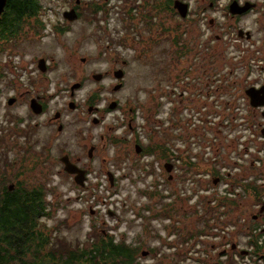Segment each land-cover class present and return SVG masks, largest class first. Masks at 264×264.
Segmentation results:
<instances>
[{"label":"rangeland","instance_id":"rangeland-1","mask_svg":"<svg viewBox=\"0 0 264 264\" xmlns=\"http://www.w3.org/2000/svg\"><path fill=\"white\" fill-rule=\"evenodd\" d=\"M126 1L130 2V10L138 8V10L146 11L150 10L149 5L152 2V0H80V4L77 6L83 12L89 11L90 4L97 3L102 7L94 19V24L101 27L100 31L97 32L96 27H91L92 32L95 30L94 34L100 38L97 42L93 38H88L89 33L86 26L89 22L87 24V17L84 18L85 13L83 14V21L67 23L69 26L70 23L73 24V28L69 32L63 34L64 29L58 27L63 25L62 13L75 5V0H40L38 15L30 18V26L23 27L22 33L16 41L17 44L13 46L14 41L9 42L6 44L7 49L5 51L0 50V120L3 114L10 113V111L21 117L28 108L23 101L13 108L3 106L4 100L11 94H20L23 97L24 95L40 94L48 104L49 111L63 109L65 114L63 120L73 119L72 112L68 108V103L72 98L70 96L71 86L81 83V88L74 90L73 95L74 101L82 104L97 88H106L111 81V78L108 77L99 84L95 83L96 81L91 79V73L108 71L109 75L112 76L110 70L116 65L117 67L120 66L121 59L128 63L127 79L124 89L115 94L114 97L120 101L125 100L124 103L131 101L125 106V109L128 111L130 108L132 110L130 112L132 117L137 108L145 112L152 110L155 115L166 117L167 111L165 109L168 108L166 103L170 100L177 99L174 107L177 109L184 108L180 115L172 114L168 123L164 125L172 129L170 132L166 129V139L164 138L165 142L163 141L166 150L167 144L175 143L169 141V137L172 138L173 136V131L181 134L184 139L191 135L185 130L188 121V109L186 108L191 102H196L200 107L209 101L218 106V112L222 115L229 113L237 99V90L242 88L241 85L249 87L253 82V78L247 74L249 65L253 61L264 60L260 53L249 52L251 46L258 47L260 44L254 38L252 39L253 42L238 40L244 46L243 49L234 43L236 39L233 37H228L229 40H221L220 42L207 40V44L204 45L206 46V60H201V62L200 60H178L173 63L172 71L166 75V69L163 65L151 64L150 60H128L135 53L136 48L132 44V40L135 39L136 30L123 31L121 26L126 19L122 9ZM186 1L195 4L197 0ZM210 13H206L207 19L213 15ZM132 14H137V11H132ZM105 18L107 19L105 20ZM38 21L43 26L39 30L35 24ZM129 23L140 24L136 20ZM206 29L208 32L207 24ZM216 31L217 28H214L213 32ZM123 38H127L126 43H122ZM231 46L234 48L232 51ZM40 58L46 61L47 69L44 73H41L37 68V61ZM81 58L84 59V62H81ZM137 61L142 63L139 65ZM200 65L206 68V72H209L210 80L217 77L221 80L223 89L210 88L203 82L201 72L197 71ZM187 81L188 85H186ZM235 83H238L235 86L237 90H230L225 87V85L232 86ZM163 86L178 87L186 89L187 92L190 90V92L185 97V101H182L178 99L182 96L180 90L171 93V89H165L167 93L163 98L164 102L160 103V94L157 91L152 92ZM200 90L202 91L200 92ZM95 93L99 95L101 100L97 106H102L107 91L99 90ZM149 117L152 118L150 115ZM109 118L108 121H111V115ZM41 119L35 120L38 122V126L42 122ZM123 123L127 129L128 121L123 120ZM16 126H21V123ZM29 128L31 138L28 140V149L26 145H17L23 144L21 142L24 140L23 137L19 136L15 137L18 141L16 145L0 144V151L4 150L5 147L7 148L6 158H3L2 155L0 169L7 171L6 186L15 185L17 182L27 188L37 183L45 185L49 193L47 199L54 204L57 202L58 205L56 204L57 207L53 211V217L45 219L43 222L50 227L59 228L68 240L84 241L88 237L87 234L91 231L92 225H94L96 234L107 231L108 235H112L116 240L124 238L126 243L139 244L137 258L143 264H174L172 255L166 252L169 244L167 236L175 232L182 238L197 232L200 227L204 226V224L200 225L198 203L192 205L186 199L187 196L182 195L183 191L181 190L184 187L186 177L177 179L173 176L172 186H168L165 190L173 191L175 186L177 191L175 195L171 196L173 201L166 203L163 199L160 205L157 204H159V199L162 196L165 197L163 193L156 196H150L146 193L145 198L139 192V189H143L140 188L142 184L133 181L131 184L124 181L125 187L116 193L110 191L109 198L105 194H100L98 190L94 191V188L76 189L72 186L71 180L62 172L61 164L55 153L50 152L47 147L42 148L43 142L40 138L45 134L46 129L40 128L36 132L33 123L29 125ZM163 129L165 128L159 127L158 130L163 131ZM232 129L233 127H230V130ZM198 134L204 135L206 140H212L214 145L221 144V140L215 139L214 134L210 131L201 129ZM139 135L141 138L145 137L144 133H139ZM36 139H38L37 142H35ZM176 140L177 138H175ZM224 148L225 144L222 143L221 151ZM180 157L182 158V167L201 165V161L197 159L191 163L192 150L182 152ZM4 159L8 161L10 168L2 166ZM91 170L92 179L93 173H96L98 180L104 179V172L102 171L105 168L101 169L96 164H92ZM89 184H92V181H89ZM156 188L161 191L164 190L165 183H158ZM111 202L114 203V208L111 210L114 211L112 217L107 211ZM245 208L242 211L245 214H250L251 207L248 205ZM140 252L147 254L142 256ZM205 264H210V262L205 261Z\"/></svg>","mask_w":264,"mask_h":264},{"label":"flooded vegetation","instance_id":"flooded-vegetation-1","mask_svg":"<svg viewBox=\"0 0 264 264\" xmlns=\"http://www.w3.org/2000/svg\"><path fill=\"white\" fill-rule=\"evenodd\" d=\"M174 1L187 5L186 15H182L180 11L174 8ZM78 6L73 5L68 9L74 8L77 13V18L72 22L83 21V14L86 13L87 24L89 22L86 26L89 33L88 38H93L98 42L100 38L94 33L100 31L101 27L94 24L95 20L90 11L83 12ZM149 6V11L138 10V8L131 10L122 8L126 17L123 25H121L123 31L136 30L135 39L132 40V44L136 48L135 53L128 60H150L151 64L163 65L166 69H164L165 74L168 75L169 71H172L173 63L178 60H200V62L206 60V46L204 45L207 44V40L220 42L221 40H229L228 37L235 38L234 41L244 40L246 42H253L252 39L254 38L260 44L255 49L260 52L264 59V0H197L195 4L186 0H152ZM132 11H137V14H132ZM208 12L213 15L207 19L206 13ZM134 17L136 18L134 19ZM62 18L65 22L62 21L63 25L58 27L64 29L63 34H65L73 28V24L70 23L69 26L67 23L70 21ZM134 20L140 24L129 23ZM206 24L209 27L208 32ZM91 27H96L97 30L92 32ZM214 28H217L216 32H213ZM126 41L127 38L122 39V43H126ZM82 59H80L81 62H84ZM121 60L120 66L117 67L116 65V69L113 67L110 70L112 76L109 75L108 71L93 72L90 75L92 81L94 80L98 84L108 77L111 78L106 88L99 87L96 90L107 91L102 106H97L101 100L99 95L95 93L96 91L91 93L82 104L75 102L74 95L70 92L72 98L70 97L68 108L70 103L74 105L73 108H69L73 117L71 120H63L65 115L63 109L49 111L48 104L40 94L24 95V97L20 94L9 95L4 100L3 106L13 108L23 101L28 108L21 117L11 111L1 116L0 144L16 145L18 141L15 137L19 136L23 137L24 140L21 142L23 144L17 145H26L28 149V140L31 138L29 125L33 123L36 132L40 128L46 129L45 134L40 138L43 142L42 148L47 147L50 152L55 153L61 164L62 172L71 180L74 188L85 190L94 187V185L89 184V178L92 176L91 165L96 164L101 169L105 168L102 171L104 172L102 181L105 187L111 191L119 192L121 188L125 187L124 181H128V184L133 181L142 184L140 188L143 189H139L141 196L146 198V193L150 196L163 193L165 197L162 196L157 205L162 204L163 199L166 203H172L171 196L175 195L174 188L173 191H165L168 186H172L174 180L173 167L169 172L166 169L168 165L173 166L170 154L167 152L168 149L166 150L164 147L167 130L159 131L155 128L152 130L148 128L144 133V138L131 132L133 119L130 112L132 110L130 108L128 111L125 109V106L131 101L124 103L125 100L120 101L114 97L115 94L124 89L127 79L128 63L123 59ZM137 62L139 65L142 63L141 61ZM117 71H121V79L115 78ZM197 71L203 74L206 72V68L200 65ZM96 76H99L98 80L95 79ZM117 86L119 88L115 89ZM80 88L81 83L76 90ZM9 100H12L10 105L8 104ZM31 100H35L41 106L42 112L40 114H35L31 109ZM109 115H111V121H108ZM37 118H42L39 126L38 122L35 121ZM123 120L128 121L127 131ZM19 123L21 126H16ZM158 143L162 148L161 151L156 148ZM62 158L68 160L78 170L84 171V181L81 183L83 187L74 181L77 173L69 175L64 172ZM58 171L60 172V169ZM93 175L96 176V173ZM108 175L113 178L112 185ZM160 182L165 183V188L162 191L156 188ZM250 210L252 221L258 222L264 219V212L259 213L258 210ZM109 213L112 214L113 212Z\"/></svg>","mask_w":264,"mask_h":264},{"label":"built area","instance_id":"built-area-1","mask_svg":"<svg viewBox=\"0 0 264 264\" xmlns=\"http://www.w3.org/2000/svg\"><path fill=\"white\" fill-rule=\"evenodd\" d=\"M234 43L244 49L239 41ZM255 48L251 46L249 52L260 53ZM230 49L232 51L233 46ZM247 74L253 78L249 87L241 85L242 88L237 90L235 86L238 83L225 85L230 90L238 91L229 113L222 115L218 112V106L209 101L199 108L196 102H192L186 108L188 121L185 127L191 135L184 139L173 131L172 138L169 137V141L175 142L167 144L173 165L172 175L177 179L186 177L183 189L178 190L183 191L182 195L187 196L190 204L198 203L200 225L204 224L197 232L182 238L175 232L167 236L169 244L166 252L180 256L178 264H205V261L210 264H264V219L254 222L250 214L242 211L248 205L255 210L261 206L249 199H252L253 188H264V136L261 133L264 128V105L251 107L245 95L247 89L260 90L264 87V60L253 61ZM201 78L208 87L223 89L218 77L210 80L209 72L201 74ZM165 89H171V93L180 90L182 96L178 99L182 101L189 94L186 89L163 86L152 92L160 94V103L164 102ZM176 102L177 99L166 103V117L155 115L152 110L145 112L137 108L133 114L131 132L139 136L148 127H162L170 132L172 129L164 126L165 123L172 114L180 115L184 109L174 107ZM230 127L233 129L230 130ZM201 129L212 132L215 139L221 140V144H225L224 150L221 151V144L214 145L212 140L199 135ZM190 150L193 151L191 163L197 159L201 161L200 166H181L180 154ZM89 181H92L94 191L110 197L111 190L105 187L102 179L98 180L96 176L92 179L91 176ZM174 190L177 191L175 186ZM113 208L114 203L111 202L107 211L114 212L111 211Z\"/></svg>","mask_w":264,"mask_h":264},{"label":"trees","instance_id":"trees-1","mask_svg":"<svg viewBox=\"0 0 264 264\" xmlns=\"http://www.w3.org/2000/svg\"><path fill=\"white\" fill-rule=\"evenodd\" d=\"M39 2L7 0L0 16L1 51L7 49L9 42L14 41L13 46L17 44L23 27L30 26V18L38 15ZM129 3L126 1L122 8H130ZM88 9L95 19L102 7L94 3ZM35 24L37 30L43 27L39 21ZM156 148L162 150L160 144H156ZM6 152V147L0 151V161L2 155L6 158ZM2 166L11 167L6 159ZM6 173L5 169H0V264H143L137 258L139 244L126 243L124 238L116 240L107 231L96 234L94 225L84 241L68 240L59 228L43 222L53 217L58 205L47 199L49 193L45 185L37 183L27 188L17 182L9 191ZM263 197L264 188H253L249 201L262 206ZM172 258L173 263L178 264L180 256L174 254Z\"/></svg>","mask_w":264,"mask_h":264},{"label":"water","instance_id":"water-1","mask_svg":"<svg viewBox=\"0 0 264 264\" xmlns=\"http://www.w3.org/2000/svg\"><path fill=\"white\" fill-rule=\"evenodd\" d=\"M6 4H7V0H0V16L2 15V13L5 10ZM79 4H80V0H75V5H79ZM174 8L177 9L178 11H180L182 15H186V12H187V5L186 4H183V3L179 2V1H174ZM62 16L66 20L72 22V21H74L77 18V13H76L74 8H71L70 10L64 11L62 13ZM82 60H84V59H82ZM37 68H38V70L41 73H44L46 71V61H45V59H43V58L38 59ZM121 75H122L121 71H117L115 73V78L116 79H121L122 78ZM95 79L98 80L99 76H96ZM78 88H79V84H74L71 87V92L73 93V91L78 89ZM118 88H119V86H117L115 89H118ZM245 94L250 99V105L253 108L260 107V106L264 105V88H262L261 90H258V91H255V90H252V89H248L247 91H245ZM8 104L9 105L12 104V100H9ZM30 106H31V109L33 110V112L35 114H40L42 112L41 106L38 105L35 100H31ZM73 106L74 105L72 103L69 104V108H73ZM262 116L264 117V112H263ZM261 133L264 136V128L262 129ZM61 162L64 164V168H63L64 172H66L69 175H74L75 173H77V174H75L74 181L77 184H79L80 187H83L81 183L84 181V171L78 170L73 164H71L65 158H62ZM166 169L169 172L171 170V166L168 165L166 167ZM108 176H109L110 184L112 185V179L113 178H112L111 175H108ZM13 188H14V184H9L8 185V190L9 191H12ZM263 212H264V203L262 204V206L259 209V213H263ZM109 216L112 217L113 214L109 213ZM253 219H255V218H253ZM146 254L147 253H143L142 256H145Z\"/></svg>","mask_w":264,"mask_h":264},{"label":"bare ground","instance_id":"bare-ground-1","mask_svg":"<svg viewBox=\"0 0 264 264\" xmlns=\"http://www.w3.org/2000/svg\"><path fill=\"white\" fill-rule=\"evenodd\" d=\"M190 77V76H189ZM247 80V79H246ZM190 82V81H189ZM195 83V82H194ZM245 83V82H244ZM186 85H188V81H187V84ZM190 86V85H189ZM188 86V87H189ZM197 88V87H196ZM202 89V88H201ZM207 89V88H206ZM208 90V89H207ZM202 90H200V92H201ZM189 92H190V90H189ZM207 93V92H206ZM177 94V93H176ZM203 94V93H202ZM176 96V95H175ZM215 97V96H214ZM172 98V97H171ZM215 99V98H214ZM226 100V99H225ZM219 101V100H218ZM201 102V101H200ZM192 103V102H191ZM226 103V102H225ZM230 103V102H229ZM201 104V103H200ZM224 107V106H223ZM228 107V106H227ZM167 108V107H166ZM199 108V107H198ZM222 109V108H221ZM166 110V109H165ZM159 111V110H158ZM158 113V112H157ZM166 124V123H165ZM162 128V127H161ZM192 140V139H191Z\"/></svg>","mask_w":264,"mask_h":264}]
</instances>
